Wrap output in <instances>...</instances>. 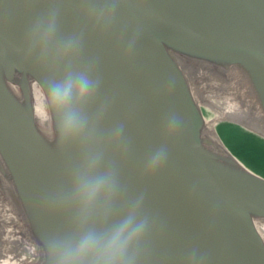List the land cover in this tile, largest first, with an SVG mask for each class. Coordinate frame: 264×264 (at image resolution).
<instances>
[{"label":"water","instance_id":"obj_1","mask_svg":"<svg viewBox=\"0 0 264 264\" xmlns=\"http://www.w3.org/2000/svg\"><path fill=\"white\" fill-rule=\"evenodd\" d=\"M185 60L238 66L264 111V0H0V190L40 249L29 264H60L53 245L126 219L144 222L130 264H264V177L206 138ZM70 73L96 82L74 140L48 93ZM97 157L91 174L112 172L116 186L86 205L78 178Z\"/></svg>","mask_w":264,"mask_h":264},{"label":"bare ground","instance_id":"obj_2","mask_svg":"<svg viewBox=\"0 0 264 264\" xmlns=\"http://www.w3.org/2000/svg\"><path fill=\"white\" fill-rule=\"evenodd\" d=\"M191 63H193L191 60L184 61L185 73L195 67L196 71L204 75L207 71L211 72L206 78L215 85L219 83V78L224 81L222 82L223 87H225L223 97L221 92L216 93L218 95H215L216 98L213 99L211 96L215 97L214 95L205 94L203 96L207 100L204 101L205 104L207 103L216 112L213 117L204 118V134L214 143V149L219 148L228 155V151L216 133V123L222 119L238 122L264 136V111L242 70L234 65H229L223 69L203 63H193V65ZM202 80L206 81V79ZM222 83L219 84L222 85ZM10 88L16 95H19L16 85L10 84ZM28 88L36 125L42 132L50 133L53 128V121L46 97L36 81L28 79ZM217 96L221 97L218 99ZM236 164L241 165L239 161ZM0 186L4 188L9 186L3 177H0ZM2 192L0 190V264L32 263L40 257V249L30 237L21 215ZM254 224L264 239V219H257Z\"/></svg>","mask_w":264,"mask_h":264},{"label":"clouds","instance_id":"obj_3","mask_svg":"<svg viewBox=\"0 0 264 264\" xmlns=\"http://www.w3.org/2000/svg\"><path fill=\"white\" fill-rule=\"evenodd\" d=\"M73 41L66 42L71 47ZM96 89V82L83 74L70 73L61 83L50 84L48 93L56 111L58 128L64 139L74 140L84 133L88 118L83 104ZM123 125L113 130L114 136H121ZM97 158H93L87 169L79 176L77 191L84 203H92L102 190L111 193L116 186L114 173L91 174ZM166 159L163 149L151 158L153 166L162 165ZM144 222L133 225L131 219L119 221L102 231L90 230L76 240L53 245L60 264H130L129 245L142 232Z\"/></svg>","mask_w":264,"mask_h":264},{"label":"rangeland","instance_id":"obj_4","mask_svg":"<svg viewBox=\"0 0 264 264\" xmlns=\"http://www.w3.org/2000/svg\"><path fill=\"white\" fill-rule=\"evenodd\" d=\"M191 64L193 65V63ZM210 74L211 72L207 71L204 75L196 71L195 67H193L192 70H188V72L186 71L192 92L196 100H199L198 103L205 119L213 117L216 115V112L207 103L205 104L207 100L204 99L203 96L205 94L208 96H215L218 95L216 93L221 92L220 94L223 97L225 89L222 83L224 81L222 79L220 80V78L218 82L220 84L222 83V85L219 83L215 85L209 82L207 78ZM202 79H206V81ZM221 96H217L218 99ZM213 98H216V96H211V99ZM216 125L217 136L232 155L239 159L250 170L264 177V136L230 119H222L218 121Z\"/></svg>","mask_w":264,"mask_h":264}]
</instances>
